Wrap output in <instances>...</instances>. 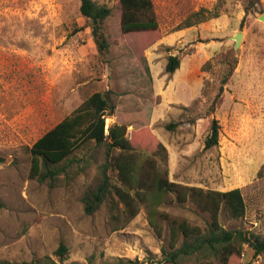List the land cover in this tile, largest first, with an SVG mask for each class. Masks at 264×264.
Segmentation results:
<instances>
[{
  "label": "rangeland",
  "instance_id": "rangeland-1",
  "mask_svg": "<svg viewBox=\"0 0 264 264\" xmlns=\"http://www.w3.org/2000/svg\"><path fill=\"white\" fill-rule=\"evenodd\" d=\"M112 8L103 25L109 47L101 53L80 0H0V260L11 264H220L196 256L164 261L170 219H185L205 229L210 214L195 202H178L174 192L157 208L159 235L149 208L139 203L130 218L117 196L87 214L82 197L96 169L50 187L30 175V147L71 115L97 91L112 90L116 108L106 118L127 126L138 150L150 132L166 148L159 168L182 185L204 189H242L246 213L232 218L223 208L225 228H246L264 237V0H153L159 19L155 31L124 33L120 0H97ZM202 7L220 15L184 27ZM243 33L235 49L232 37ZM233 51L236 68L213 113L219 142L204 147L211 117L184 119L175 130L166 125L182 118L185 106L199 100L204 110L217 92L219 58ZM181 65L167 73L168 56ZM209 63L211 65H209ZM209 81L210 95L203 90ZM144 136V133H143ZM154 156V155H153ZM112 182L121 185L117 171ZM66 244L61 262L56 251ZM230 264H264V254L245 245Z\"/></svg>",
  "mask_w": 264,
  "mask_h": 264
},
{
  "label": "trees",
  "instance_id": "trees-1",
  "mask_svg": "<svg viewBox=\"0 0 264 264\" xmlns=\"http://www.w3.org/2000/svg\"><path fill=\"white\" fill-rule=\"evenodd\" d=\"M121 29L124 33L155 31L159 28V19L153 0H120ZM80 12L88 20L96 45L104 53L109 43L103 32V25L112 13V8L97 0H80ZM264 14V13H263ZM217 10L202 7L186 19L184 27L219 16ZM220 77L214 86L217 92L203 110L199 100L185 106L182 118L166 125L175 130L184 124V119L195 122L202 116L211 117L209 131L204 139V147L211 148L219 142L220 123L213 116L216 111L224 85L230 80L237 60L233 51L221 55ZM181 65V55L168 56L165 70L174 73ZM209 65H211L209 63ZM209 81L203 90L205 97L210 95ZM116 108L115 93L112 90L97 91L89 96L76 110L65 117L30 147L32 166L30 175L50 187L64 180L74 179L93 166L96 169L95 181L85 190L82 202L84 211L93 214L102 204L113 196L123 202L130 218L138 214L139 203L149 208V220L161 235V228L155 220L159 214L158 206L166 201L170 192H174L178 202L192 200L196 205L210 214V221L205 229L190 224L185 219H168L170 225L169 249L163 248V259L179 263L193 256L202 259L219 258L220 264H230L239 257L247 245L256 254H264V237L246 228H225L220 222V213L224 208L230 217L241 218L245 215L247 205L242 189L230 190L204 189L187 186L171 181L168 171L159 168L157 156L166 148L150 132H142V142L153 150V155L138 150L127 137V126L113 124L106 132V118ZM144 133V136H143ZM0 161L4 158L0 156ZM115 169L121 185L112 182L111 170ZM0 206H3L0 201ZM68 248L61 243L56 255L61 262L67 259ZM0 264H11L0 260ZM207 264V263H205Z\"/></svg>",
  "mask_w": 264,
  "mask_h": 264
},
{
  "label": "water",
  "instance_id": "water-1",
  "mask_svg": "<svg viewBox=\"0 0 264 264\" xmlns=\"http://www.w3.org/2000/svg\"><path fill=\"white\" fill-rule=\"evenodd\" d=\"M260 19L262 20V21H264V14H262L261 16H260ZM233 39H235V49L237 50V48L239 47V45H240V43H241V41H242V38H243V33L242 32H238V33H236L233 37H232Z\"/></svg>",
  "mask_w": 264,
  "mask_h": 264
}]
</instances>
